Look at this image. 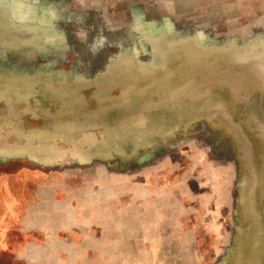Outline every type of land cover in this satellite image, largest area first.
Here are the masks:
<instances>
[{"label": "rangeland", "instance_id": "obj_1", "mask_svg": "<svg viewBox=\"0 0 264 264\" xmlns=\"http://www.w3.org/2000/svg\"><path fill=\"white\" fill-rule=\"evenodd\" d=\"M0 264H264V0H0Z\"/></svg>", "mask_w": 264, "mask_h": 264}]
</instances>
